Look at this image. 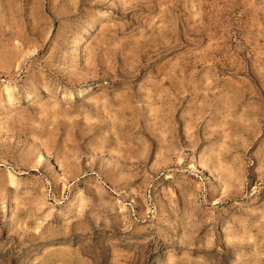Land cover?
I'll list each match as a JSON object with an SVG mask.
<instances>
[{
  "label": "rangeland",
  "instance_id": "374dc122",
  "mask_svg": "<svg viewBox=\"0 0 264 264\" xmlns=\"http://www.w3.org/2000/svg\"><path fill=\"white\" fill-rule=\"evenodd\" d=\"M0 264H264V0H0Z\"/></svg>",
  "mask_w": 264,
  "mask_h": 264
},
{
  "label": "bare ground",
  "instance_id": "6f19581e",
  "mask_svg": "<svg viewBox=\"0 0 264 264\" xmlns=\"http://www.w3.org/2000/svg\"><path fill=\"white\" fill-rule=\"evenodd\" d=\"M84 36L83 37H81V40H78L79 41V44H80V42H82V41H84ZM81 45V44H80ZM79 50V49H78ZM74 52H75V50H74ZM89 89H90V87H89ZM82 90H84V89H82ZM82 90H80V91H82ZM86 91V90H85ZM85 91H83V92H85ZM6 205V204H5ZM4 205V206H5ZM6 207V206H5ZM5 209V208H4ZM8 209V208H7ZM6 211V210H5ZM4 213V212H3ZM6 213V212H5ZM5 216H6V214H5ZM8 219V218H7Z\"/></svg>",
  "mask_w": 264,
  "mask_h": 264
}]
</instances>
